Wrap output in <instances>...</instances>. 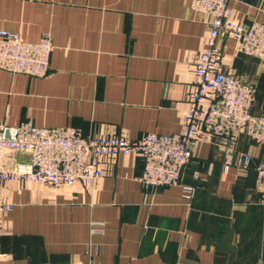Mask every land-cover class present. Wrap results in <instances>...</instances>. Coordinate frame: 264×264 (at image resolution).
<instances>
[{
	"label": "crops",
	"instance_id": "0c3cea01",
	"mask_svg": "<svg viewBox=\"0 0 264 264\" xmlns=\"http://www.w3.org/2000/svg\"><path fill=\"white\" fill-rule=\"evenodd\" d=\"M229 5L235 18L264 23V0ZM209 20L190 0H0V30L29 42L48 32L53 44L44 76L0 69V120L83 135L176 132ZM221 45L220 67L255 84L259 112L264 64L229 39ZM238 150L250 162L224 168L202 135L175 185L144 188L134 154L104 158L88 186L0 182V199L13 205L0 215V264H264L255 182L264 145L240 136ZM27 157L4 153L7 166Z\"/></svg>",
	"mask_w": 264,
	"mask_h": 264
},
{
	"label": "built area",
	"instance_id": "2783aa9c",
	"mask_svg": "<svg viewBox=\"0 0 264 264\" xmlns=\"http://www.w3.org/2000/svg\"><path fill=\"white\" fill-rule=\"evenodd\" d=\"M230 0H190L193 10L210 17L203 46L193 64L188 86V109L182 127L173 133L145 132L131 138L123 133L83 135L73 126H36L28 121L11 125L0 120V182L32 181L59 186L78 181L90 185L104 174L102 160L117 155H139L144 167L138 177L144 188L179 184L183 168L193 156L196 141L208 137L223 157V167L244 168L250 155L238 150L240 136L264 144V110L254 113L256 86L220 67L221 42L231 40L237 53L253 56L264 64V23L244 21L233 15ZM53 49L51 35L44 32L29 42L20 35L0 30V69L10 75L44 76ZM23 152L25 161L7 166L4 153ZM255 182L264 205V160L257 163ZM184 196L193 187L183 185ZM12 204L0 199V215ZM94 223H92L93 225ZM91 232L100 229L91 228Z\"/></svg>",
	"mask_w": 264,
	"mask_h": 264
},
{
	"label": "trees",
	"instance_id": "16d2710c",
	"mask_svg": "<svg viewBox=\"0 0 264 264\" xmlns=\"http://www.w3.org/2000/svg\"><path fill=\"white\" fill-rule=\"evenodd\" d=\"M255 94H256V93H255ZM255 98H256V97H255ZM254 102H255V101H254ZM261 110H264V108H263V109H261ZM261 110H260V111H261ZM261 145H264V144H261ZM256 165H257V164H256ZM256 165H255V168H256Z\"/></svg>",
	"mask_w": 264,
	"mask_h": 264
}]
</instances>
